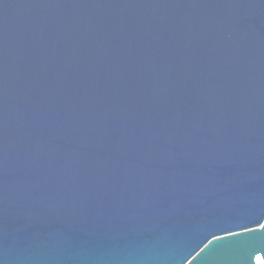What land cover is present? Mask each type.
<instances>
[{
	"label": "water",
	"instance_id": "1",
	"mask_svg": "<svg viewBox=\"0 0 264 264\" xmlns=\"http://www.w3.org/2000/svg\"><path fill=\"white\" fill-rule=\"evenodd\" d=\"M264 263V0H0V264Z\"/></svg>",
	"mask_w": 264,
	"mask_h": 264
},
{
	"label": "built area",
	"instance_id": "2",
	"mask_svg": "<svg viewBox=\"0 0 264 264\" xmlns=\"http://www.w3.org/2000/svg\"><path fill=\"white\" fill-rule=\"evenodd\" d=\"M254 264H264V263L259 256H256L254 258Z\"/></svg>",
	"mask_w": 264,
	"mask_h": 264
}]
</instances>
